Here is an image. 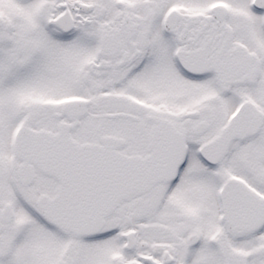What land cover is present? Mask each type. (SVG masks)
I'll return each instance as SVG.
<instances>
[{
	"label": "snow or ice",
	"instance_id": "snow-or-ice-1",
	"mask_svg": "<svg viewBox=\"0 0 264 264\" xmlns=\"http://www.w3.org/2000/svg\"><path fill=\"white\" fill-rule=\"evenodd\" d=\"M0 264H264V0H0Z\"/></svg>",
	"mask_w": 264,
	"mask_h": 264
}]
</instances>
